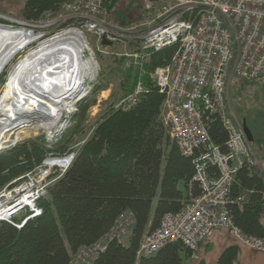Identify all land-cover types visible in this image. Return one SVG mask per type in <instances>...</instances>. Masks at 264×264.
Listing matches in <instances>:
<instances>
[{
	"label": "built area",
	"instance_id": "obj_1",
	"mask_svg": "<svg viewBox=\"0 0 264 264\" xmlns=\"http://www.w3.org/2000/svg\"><path fill=\"white\" fill-rule=\"evenodd\" d=\"M151 7L152 3L145 1L146 16L136 24L121 25L108 19L105 0H66L58 12L45 10L29 23L38 37L67 29L77 31L84 39V49L90 51L95 61V51L85 38L86 33H91L97 51L123 57L125 69L136 68L139 76L133 89L114 103L115 109L129 110L145 91L140 76L145 73L143 64L148 54L176 46L169 63L152 68L148 79L159 93L165 94L161 117L180 151L191 157L190 184L199 185L200 193L192 196L179 212L165 214L157 229L139 243L138 255L147 256L166 243L177 242L184 245L192 258L199 259L196 250L220 231L228 233L235 243L264 253V237L245 233L231 217L229 205L242 200L241 195L234 196L231 192L236 171L257 162L228 99L233 78L264 85V0H169L157 13L148 12ZM14 19L0 14V28H18ZM102 37L111 46H128L131 42L132 47L114 52L111 46L101 44ZM87 78L84 86L76 90L75 99L69 100L71 115L57 113L58 119L53 118L54 124L45 136L47 143L60 140L71 126L76 100L90 94L93 88L92 78L85 84ZM48 115L54 117L56 113ZM212 122H218L226 132L224 149L210 138ZM21 133L16 137L13 131L0 151L20 143ZM86 138L68 147V154L61 160H53L51 156L35 173H28L23 182L4 186L0 190V220L10 221L25 207L30 215L38 212L36 201L47 194L41 182L48 171L56 169L62 174ZM129 214L123 212L112 223L110 239L120 237L118 232L132 225ZM100 249L98 239L79 246L71 263L93 264Z\"/></svg>",
	"mask_w": 264,
	"mask_h": 264
},
{
	"label": "trees",
	"instance_id": "obj_2",
	"mask_svg": "<svg viewBox=\"0 0 264 264\" xmlns=\"http://www.w3.org/2000/svg\"><path fill=\"white\" fill-rule=\"evenodd\" d=\"M65 1L27 0L21 3L20 16L37 19L45 10L57 12ZM120 1L105 0L108 19L114 13L117 23L134 22L123 19L128 17V5L119 12ZM128 47H132L131 42ZM175 49L173 45L148 54L143 64L145 73L140 76L145 91L129 110L115 109L113 104L133 89L139 71L119 68L123 57L101 55L117 63L111 71L121 94L113 91L104 101L103 112L73 162L56 175L39 200L40 216L22 224L23 213H19L11 222H0V264H70L77 247L97 239L105 248L100 249L93 264H181L182 254L189 255L183 244L170 242L153 254L137 256L139 243L157 228L161 218L179 212L200 193L198 185L190 184L191 157L179 150L161 117L164 94L148 79L152 68L169 63ZM92 85L60 140L47 143L44 135H38L0 152V189L44 163L49 154L61 156L73 142L85 137L89 132L85 129L88 107L94 104L95 93L106 86L97 81ZM209 135L224 149L226 132L218 122L211 123ZM252 169L241 167L236 171L231 192L241 195L242 200L229 207L234 224L247 234L263 238L264 182ZM123 212L130 213L128 221L132 225L119 231L120 237L110 239L111 225ZM238 252L237 243L228 245L215 264H238Z\"/></svg>",
	"mask_w": 264,
	"mask_h": 264
},
{
	"label": "bare ground",
	"instance_id": "obj_3",
	"mask_svg": "<svg viewBox=\"0 0 264 264\" xmlns=\"http://www.w3.org/2000/svg\"><path fill=\"white\" fill-rule=\"evenodd\" d=\"M0 14L5 13L0 12ZM11 16L20 19L18 21L14 19L13 21V24L18 28H0V73L4 72L6 76V81H4L3 89L0 92V150L2 143L10 138L6 133L11 129H15L16 137H18V133L25 131V129L50 128L54 124V120L58 119L59 113L70 115L69 112H71L72 107L68 106L69 100L75 98L76 90L80 89L81 85L84 86L83 84L86 78H89L92 74L94 66V61H91L93 58L91 60L88 58L83 59L84 39L77 31L67 29L55 32L51 36H48L49 33L38 34V37L34 32L32 33V24L29 23L36 19L29 20L21 16ZM37 41L38 43L33 46V49L23 51L25 54L21 55V58L15 64H11L9 71L3 70L10 60L21 54L22 49H26ZM79 101L76 100L77 103ZM76 109L78 110V108ZM52 111L56 113V116L48 115ZM174 142L176 144L175 140ZM176 146L179 148L178 144ZM67 154L68 151L61 156L49 154L48 158L52 156L53 160H61ZM73 159L71 162H73ZM43 164H38L32 170L27 171L26 174L15 177L9 183L14 182L16 185L23 182L26 180L28 173H35L38 167ZM53 165L57 166L55 163ZM48 172L49 174L41 182L46 191L48 186L56 180V175H60V172L56 169ZM194 184L196 183L194 182ZM39 200L36 201L38 212L30 215L29 210H27L28 207H25L18 210L12 219L19 213L27 214L28 218L25 217V221L31 217L40 216L42 208L38 203ZM12 219L8 222H11ZM23 220L22 224L25 222ZM5 221L0 220V222ZM100 246L102 249L105 248L103 245ZM137 256L141 257L138 254ZM71 262L70 264H72Z\"/></svg>",
	"mask_w": 264,
	"mask_h": 264
},
{
	"label": "rangeland",
	"instance_id": "obj_4",
	"mask_svg": "<svg viewBox=\"0 0 264 264\" xmlns=\"http://www.w3.org/2000/svg\"><path fill=\"white\" fill-rule=\"evenodd\" d=\"M169 0H157L152 1V7L151 10L148 12L157 13L160 10V7L162 4L166 3ZM22 0H0V12L5 13L6 15H14V16H20V8L22 7L21 4ZM128 5V9L126 12L128 13L123 19L125 20H133L134 22L126 25H133L137 22L141 21L146 16V11L144 10L145 1L144 0H121L118 3V11L121 12V8L124 10V7ZM108 14V10H107ZM141 14L140 17H138ZM117 17V14H110V20H116L114 17ZM130 15V18H129ZM138 17V18H137ZM117 23V21H115ZM118 24H120L118 22ZM122 25V24H121ZM55 34V32L49 33L48 36H51ZM47 37V36H46ZM85 38H87V41L90 44V47L94 49L95 51V61H97L92 69V74L89 76V78H92L90 84H93L94 81H97V83L106 84V86L95 93V100L94 104L89 106L87 110V127L85 128L86 131H89L86 135L88 136L92 130V126L94 125L97 118H99L100 114L103 112L104 101L107 100L110 97V94L114 91L115 95L121 94L120 90L117 89L115 84V76H113V71L117 63H114L113 59L114 56L110 59H102V56L104 53L97 51L96 45H95V38L90 33H86ZM37 42H33L32 45L28 46L26 49L21 50V54L14 57V59L10 60L6 65V67L3 70H8L12 66L11 64H15L21 57V55H24L25 52L29 49H33V46H36ZM125 48H128V46H121L116 45L113 50L114 52H120L124 50ZM107 55V54H104ZM111 56V55H110ZM116 56V55H115ZM93 58L91 56V53L89 50L84 49V56L83 59H90ZM93 61V59L91 60ZM94 61V62H95ZM119 68L122 67V65H118ZM3 78V81H2ZM89 79H87L88 81ZM6 81V76L4 72L0 73V92L2 91L3 83ZM89 84V81L86 83ZM82 87V85H81ZM80 87V89H81ZM229 95L228 99L230 102V106L232 107L233 111L238 115V113H242L244 115H248L250 117V120L252 124L256 128V133L258 136V143H251V148H253L254 153V159H256V164L253 166V171H256L258 175H261L264 182V85H260L257 82H240L239 79L233 78L232 83L229 85ZM91 92V91H90ZM89 96L85 95L83 96L79 103L76 102V105L80 104L82 100L87 98ZM116 97V96H114ZM122 98V97H121ZM75 99V98H74ZM120 99V98H119ZM117 99V100H119ZM75 101V100H74ZM117 102V101H116ZM114 102V103H116ZM114 105V104H113ZM77 108V107H76ZM73 110V109H72ZM71 110V111H72ZM65 112V111H62ZM77 112V110L72 112L73 115ZM71 115V112H69ZM69 115V116H70ZM15 129H11L6 133L8 137H10L9 134H12ZM49 130V129H48ZM47 129H41L38 128L36 130H30L25 129V131H22V135L20 137L22 138V141L33 139L37 137L38 135H44L46 136L48 134ZM15 132V131H14ZM5 134V133H4ZM84 138V137H83ZM80 141V140H79ZM78 142V141H77ZM75 143V142H73ZM72 143V144H73ZM2 152V151H0ZM26 213H23L21 216V221L26 217ZM25 221V219L23 220ZM225 231L216 232L215 235H213L208 240L204 241L205 243L201 244L197 250L196 253L199 256V259H190L189 255L182 254V262L181 264H215L218 256L220 255L221 251L227 247L230 244L235 243L234 240L227 234L224 235ZM219 235V236H218ZM247 247L245 248L243 245L239 246V257H238V264H249V263H258L261 264L264 262V254L262 255L260 252H249Z\"/></svg>",
	"mask_w": 264,
	"mask_h": 264
},
{
	"label": "flooded vegetation",
	"instance_id": "obj_5",
	"mask_svg": "<svg viewBox=\"0 0 264 264\" xmlns=\"http://www.w3.org/2000/svg\"><path fill=\"white\" fill-rule=\"evenodd\" d=\"M237 113V112H236ZM237 118L239 119L240 125H242V128L244 129H248L250 135L253 137V141L250 142L251 143H258V136L256 133V128L255 126L252 124L250 117L246 114H242V113H238Z\"/></svg>",
	"mask_w": 264,
	"mask_h": 264
},
{
	"label": "water",
	"instance_id": "obj_6",
	"mask_svg": "<svg viewBox=\"0 0 264 264\" xmlns=\"http://www.w3.org/2000/svg\"><path fill=\"white\" fill-rule=\"evenodd\" d=\"M144 1H157V0H144ZM101 44H102V45L111 46V42L107 41V40L105 39V37H102ZM245 134H246V136L248 137V140H249L250 142H252V141H253V137L250 135L248 129H245Z\"/></svg>",
	"mask_w": 264,
	"mask_h": 264
},
{
	"label": "crops",
	"instance_id": "obj_7",
	"mask_svg": "<svg viewBox=\"0 0 264 264\" xmlns=\"http://www.w3.org/2000/svg\"><path fill=\"white\" fill-rule=\"evenodd\" d=\"M224 235L227 236L226 233H225ZM218 236H219V235H218ZM227 237H229V236H227ZM204 243H205V242H204ZM238 245H239V244H238ZM239 246H240V245H239ZM200 247H201V246H200ZM245 248H246V247H245ZM247 249H248L249 252H252V251H253V252H258V251L252 250V249L250 250L249 248H247ZM249 252H248V253H249ZM260 253H261V252H260ZM249 254H250V253H249ZM261 254L263 255L264 253H261ZM189 257H190V259H192V258H191V255H189ZM238 257H239V256H238ZM194 259H196V258H194ZM192 260H193V259H192ZM249 264H258V263H254V262H252V263H249ZM261 264H264V262L261 263Z\"/></svg>",
	"mask_w": 264,
	"mask_h": 264
}]
</instances>
